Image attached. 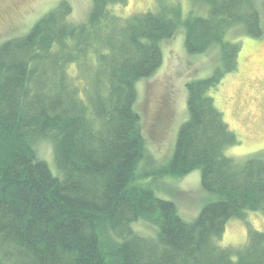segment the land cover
Segmentation results:
<instances>
[{
	"label": "trees",
	"instance_id": "obj_1",
	"mask_svg": "<svg viewBox=\"0 0 264 264\" xmlns=\"http://www.w3.org/2000/svg\"><path fill=\"white\" fill-rule=\"evenodd\" d=\"M127 1L91 0L75 23L59 0L0 44V264H264V232L249 228L239 247L217 243L230 219L264 213V153L243 163L224 153L239 138L209 93L237 69L239 43L226 30L263 33L255 0H196L205 16L168 0L116 14L112 6ZM179 26L188 53L217 44L219 59L209 76L185 83L188 117L169 161L148 174L200 169L214 199L191 221L135 182L141 160L154 161L136 84L161 65V41ZM40 140L52 146L55 173L38 156ZM136 221L154 233L141 235Z\"/></svg>",
	"mask_w": 264,
	"mask_h": 264
},
{
	"label": "rangeland",
	"instance_id": "obj_2",
	"mask_svg": "<svg viewBox=\"0 0 264 264\" xmlns=\"http://www.w3.org/2000/svg\"><path fill=\"white\" fill-rule=\"evenodd\" d=\"M59 0H0V44L5 40L26 34L44 13L56 6ZM72 7L69 19L83 22L87 18L91 0H68ZM178 4L183 15L192 12L207 15L208 6L196 0H168ZM260 12L263 33L248 36L240 26H232L224 38L239 43L237 69L225 74L221 83L210 90L217 108L222 112L229 128L239 142L225 149L227 156L243 163L255 153H264V0H255ZM120 16L155 10L157 0H128L126 5H113ZM185 30L179 26L174 34L161 41L162 63L148 78L137 82L136 107L141 114L150 158L141 160L137 171L143 173L135 180L148 186L158 198L174 202L178 215L185 221L193 220L202 206L213 200L201 185V172L195 168L186 175L157 177L151 172L169 161L172 156L177 131L187 119L185 83L211 74L219 59V47L213 44L203 53H188L184 46ZM38 156L44 159L55 173L51 144L40 140ZM134 228L141 235H152L154 230L147 222L136 221ZM264 232V213L249 211L245 219H230L217 240L221 246H242L248 229Z\"/></svg>",
	"mask_w": 264,
	"mask_h": 264
}]
</instances>
